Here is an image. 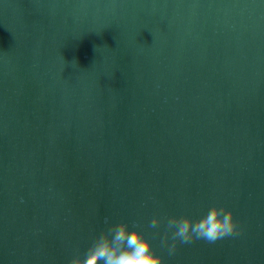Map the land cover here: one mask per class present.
Masks as SVG:
<instances>
[{
    "label": "water",
    "instance_id": "1",
    "mask_svg": "<svg viewBox=\"0 0 264 264\" xmlns=\"http://www.w3.org/2000/svg\"><path fill=\"white\" fill-rule=\"evenodd\" d=\"M215 203L242 231L170 255ZM121 220L163 264H264V0H0V264Z\"/></svg>",
    "mask_w": 264,
    "mask_h": 264
},
{
    "label": "clouds",
    "instance_id": "2",
    "mask_svg": "<svg viewBox=\"0 0 264 264\" xmlns=\"http://www.w3.org/2000/svg\"><path fill=\"white\" fill-rule=\"evenodd\" d=\"M161 223L162 217L155 215L149 227L158 229ZM166 228V244L167 234L171 233V243L167 244L170 255L175 253L178 244H190L194 240L215 243L242 231L234 211L220 203L211 205L195 219L190 215L167 217ZM163 259L141 228L130 227L121 220L99 232L86 251L74 254L68 264H163Z\"/></svg>",
    "mask_w": 264,
    "mask_h": 264
}]
</instances>
